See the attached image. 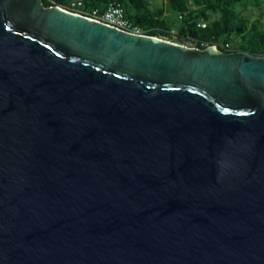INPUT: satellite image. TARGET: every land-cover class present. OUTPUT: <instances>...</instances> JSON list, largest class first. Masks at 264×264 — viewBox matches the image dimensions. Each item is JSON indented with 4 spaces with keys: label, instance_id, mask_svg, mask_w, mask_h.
Instances as JSON below:
<instances>
[{
    "label": "water",
    "instance_id": "water-1",
    "mask_svg": "<svg viewBox=\"0 0 264 264\" xmlns=\"http://www.w3.org/2000/svg\"><path fill=\"white\" fill-rule=\"evenodd\" d=\"M0 264H264V55L0 0Z\"/></svg>",
    "mask_w": 264,
    "mask_h": 264
},
{
    "label": "trees",
    "instance_id": "trees-1",
    "mask_svg": "<svg viewBox=\"0 0 264 264\" xmlns=\"http://www.w3.org/2000/svg\"><path fill=\"white\" fill-rule=\"evenodd\" d=\"M44 6L64 5L66 0H41ZM100 8L121 3L126 16L148 29L151 36L175 42L183 37L223 41L229 50L264 55V10L247 15L246 7L261 8L264 0H164L152 7L150 0H83ZM172 14L173 18L168 15ZM204 23L205 26H200ZM173 31V32H172Z\"/></svg>",
    "mask_w": 264,
    "mask_h": 264
},
{
    "label": "built area",
    "instance_id": "built-area-1",
    "mask_svg": "<svg viewBox=\"0 0 264 264\" xmlns=\"http://www.w3.org/2000/svg\"><path fill=\"white\" fill-rule=\"evenodd\" d=\"M63 10L73 14L102 22L108 26L116 28L126 33L135 35H149L148 29L139 24H134L125 14L124 8L121 3L116 1L108 2L104 7L98 6L88 7L83 0H66L64 5H58ZM200 26H205L201 23ZM157 37V36H155ZM160 38V37H157ZM181 44L188 48H205L212 47L221 51H229V44L223 41H206L194 37H183Z\"/></svg>",
    "mask_w": 264,
    "mask_h": 264
},
{
    "label": "rangeland",
    "instance_id": "rangeland-1",
    "mask_svg": "<svg viewBox=\"0 0 264 264\" xmlns=\"http://www.w3.org/2000/svg\"><path fill=\"white\" fill-rule=\"evenodd\" d=\"M150 1H151V4H152V7H155V6H158V5L162 4L164 0H150ZM243 10H245V13H246L247 15H250V14H253V13H258L259 10H264V5H262L260 9L252 6V7H246V8H244ZM168 16H169L170 18H173V17H172V14H169ZM172 32H173V31H172ZM160 38H161V37H160ZM163 39H164V38H163ZM167 40H168V39H167ZM170 41H171V40H170ZM173 42H175V41H173ZM175 43H179V42H175Z\"/></svg>",
    "mask_w": 264,
    "mask_h": 264
}]
</instances>
